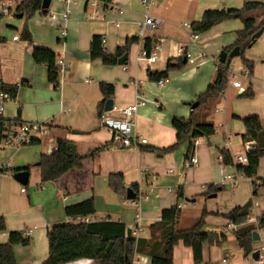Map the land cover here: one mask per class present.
Returning a JSON list of instances; mask_svg holds the SVG:
<instances>
[{
    "label": "crops",
    "instance_id": "1",
    "mask_svg": "<svg viewBox=\"0 0 264 264\" xmlns=\"http://www.w3.org/2000/svg\"><path fill=\"white\" fill-rule=\"evenodd\" d=\"M22 1L14 0V17H7V20L0 17V86L17 87V84H23L17 87V97L7 105L3 119H20L23 124H46L49 133L38 140L39 145L31 148L25 146L13 150L0 146L1 169L30 168L28 186L21 185L10 173L0 172V216L5 218L7 226V232L0 233V244L8 242L11 231H21L25 235L27 230H32L29 246L14 247L17 263L42 264L48 258V231L56 225L73 222L65 215L68 206L93 199L96 208L95 216L90 218L93 222L110 221L125 226L133 223L140 210L133 201L129 203L108 185L110 175L122 174L126 188L137 185L142 196H149V200L142 203L141 241L149 243L154 240V227L160 223L162 211L172 206L180 208L178 230L195 227L199 222L197 218L200 220L203 210H206L215 216V221H219L217 232L226 236V241L218 246L222 264H226L225 259L229 264H251L250 261L258 264L252 258L258 242L253 245V253L245 258L237 243L236 233L226 231L228 221L222 215L248 202H252L253 206L247 224L254 225L264 214V186L259 187L253 197V182L261 185L264 182V157L260 160L257 174L234 188L229 204L220 207L219 197L225 188L220 187L219 183L225 175L234 174L237 165L224 166L219 151H229L234 159L254 149L255 142L248 150L242 141L241 136L245 133L242 119L258 116L264 128V108L233 110V106L229 108L227 103L224 110L217 109L224 93L210 104L208 110L196 108L194 113L192 111V105L197 103L199 95L217 80L219 54L234 44L236 33L243 29V24L241 21H227L199 35L196 40L193 39L192 29L186 27L200 21L205 11L241 9L245 2L254 0H158L149 9L143 7L142 0H113L108 5L99 2V14L95 19L87 17L92 12L91 0H74L66 22L62 19L66 10L64 0H52L49 10L53 15L38 12L31 19L16 16ZM145 15L160 19L162 25L144 31L142 38L131 44L140 32L138 24L144 22ZM25 27L31 33L32 43L23 39ZM63 30L67 32L64 40L61 37ZM15 36L19 39L15 40ZM94 36L106 40L102 46L112 55L130 43L127 63L109 66L100 59L92 60L90 45ZM147 39H151V51L154 46H159L157 62L152 71L164 72L172 59L186 60L182 70L169 74L168 83L163 87L149 80L148 64L142 60ZM35 47L50 49L57 59L62 58L66 62L58 89L49 83L47 67L33 60ZM253 47L257 49V57L251 54L247 58L257 65L252 82L257 100L264 98V32ZM186 54L191 55L193 64L188 63ZM137 80L143 84L140 87L132 86L131 82ZM102 82L115 85L112 100L117 108L132 105L137 93L149 100L148 105L141 108L135 117V131L147 139V145L136 150L114 146L112 134L99 128V104L104 100L100 90ZM238 90L235 88L239 93ZM217 113L224 115L216 116ZM191 117L197 123L212 124L216 134L202 138L198 145L185 143L174 153L161 154L150 150L173 145L177 137L173 120ZM217 122L219 125L224 122L226 129L220 130ZM231 136H234L232 141ZM60 139L73 142L79 155L108 146L95 160L93 189L68 196L59 192L53 182L41 183L37 164L42 155L53 152ZM192 157L197 159L194 165L190 163ZM211 186L217 191L207 195ZM178 190L183 193L182 200H178ZM206 199L212 202L210 209L206 207ZM186 203L201 204V214L197 217L184 214L182 207ZM181 223L186 226L181 227ZM230 234L234 237L231 238ZM213 249L211 245H204L202 264H218L212 259ZM151 260L149 254L137 253L134 264H151ZM72 264L99 263L81 260ZM173 264H194L192 249L180 242L174 248Z\"/></svg>",
    "mask_w": 264,
    "mask_h": 264
},
{
    "label": "trees",
    "instance_id": "2",
    "mask_svg": "<svg viewBox=\"0 0 264 264\" xmlns=\"http://www.w3.org/2000/svg\"><path fill=\"white\" fill-rule=\"evenodd\" d=\"M105 5L111 4L113 0H96ZM43 0H24L17 8L16 16L23 15L31 19L36 13L41 12ZM227 21H241L243 29L236 33V40L232 46L224 49L230 53L235 48L240 49V56H243L247 49H250L257 40L253 36L264 28V0L247 1L241 9H222L205 11L202 19L192 23V31L199 35L209 32L217 25ZM23 39L32 43V36L27 27L22 33ZM138 38L134 37L132 43H137ZM145 50L151 52V39L145 41ZM130 43L124 48H119L116 54L107 53L102 46V37L94 36L90 45V57L92 60L100 59L105 65H117L118 60L129 52ZM33 60L36 64L45 65L48 70V81L56 89L59 88L60 73L57 68V57L55 53L46 48L35 47L32 52ZM184 58L172 59L169 61L164 72H154L148 70L149 80L157 82L166 79L169 74L180 71L185 67ZM243 64L253 75L254 64L243 59ZM229 83V68L218 63L217 80L211 84L207 90L200 94L197 100L199 106L196 110H208L210 104L222 96ZM1 90L8 92L16 99L18 88L15 86H0ZM100 90L104 100L99 104V112L104 111L105 103L112 100L115 95V85L112 83H100ZM254 92L251 87L244 91L240 98L252 99ZM193 106V105H192ZM193 110V113L196 111ZM245 133L241 136L243 143L255 142L256 146L246 155L248 164H238L237 170L243 172L247 178H253L258 171L260 160L264 157V128L258 116H251L242 119ZM21 124L20 119L7 121L0 118V143L6 137L8 128ZM172 126L177 133L176 142L164 149H153L161 154L176 152L182 145L197 138H209L216 134V129L212 124L197 123L194 117L189 119L175 118ZM36 140L32 146L39 145ZM57 150L50 155H42L39 161L41 172V183L53 182L59 192H64L68 196L91 190L94 187L95 173L94 163L97 157L108 146L95 149L87 155H79L76 145L68 140L60 139L56 143ZM222 164L232 166L233 158L229 151L220 150ZM25 169H1L3 174L15 175ZM257 182L254 181L255 186ZM109 188L118 195L126 198L127 188L122 174H112L108 177ZM261 186H264V182ZM260 186V187H261ZM131 188L139 195V186L133 185ZM259 187L254 188L253 196L257 194ZM214 186L209 188L207 195L215 193ZM183 199V193L178 190V200ZM252 202H248L242 207H236L222 217L239 226L236 232V240L243 251L244 257L248 258L253 253V234L257 232L255 225L247 224L250 218ZM180 208L175 205L162 211V220L154 227V240L151 242L141 241L126 231L123 223L101 221L92 223H76L78 218H91L96 214L95 202L93 199L82 203L71 205L65 208V215L73 222L52 227L47 233L49 256L42 264H72L81 260H90L99 264H134L137 253L149 254L151 264H173L174 248L182 242L185 247L193 251L194 264H202L204 245L221 246L226 241V236L221 233H206L203 228L206 218L210 215L203 210L201 218L195 227L188 230H178ZM261 229H264V214L258 219ZM7 232L5 218L0 216V233ZM8 242L0 244V264H18L14 254L15 246L27 247L30 245L29 236H25L21 231H11L8 233Z\"/></svg>",
    "mask_w": 264,
    "mask_h": 264
},
{
    "label": "built area",
    "instance_id": "3",
    "mask_svg": "<svg viewBox=\"0 0 264 264\" xmlns=\"http://www.w3.org/2000/svg\"><path fill=\"white\" fill-rule=\"evenodd\" d=\"M74 0H64L66 5V10L62 15V19L66 22L70 15V6ZM158 0H142V5L144 8H151L154 3ZM99 2L96 0H91L90 6L92 7V12L87 14L89 19H95L99 14L98 10ZM14 0H0V17H12L14 12ZM47 15H53L52 11L49 10ZM140 28V32L135 37L139 40L142 38L144 31L147 30H154L159 28L162 25V21L157 18L150 17L149 15H145L144 22L138 24ZM188 29H192L191 25H186ZM62 40L67 38V32L63 30L61 32ZM199 37V34L193 32V39L196 40ZM15 40H18L19 37L15 36ZM106 43L105 39H102V45ZM159 46H154L151 52L147 50L143 51L142 60L146 61L149 67V70L155 65L157 62V55L156 52L158 51ZM186 59L188 63L193 64L194 60L192 59L191 55L186 54ZM58 72L61 74L64 72L65 68L67 67L66 62L62 58H58L56 61ZM246 76V75H245ZM235 78V76H234ZM168 83V78L161 79L156 82V84L160 87L165 86ZM231 83V82H230ZM143 84L142 81H132L131 85L134 87H140ZM234 88L241 89L242 85L239 80H234L232 83ZM23 84H17V87H22ZM15 99L11 96L10 93L4 92L0 90V118H3L5 109L7 105L13 102ZM149 103V100L140 93H137L136 101L130 105L123 108L113 107L112 111L109 112H101L98 117V125L100 129H106L112 134V144L114 146L126 149H139L140 146H145L148 144L147 139L143 138L142 136L138 135L135 131V117L138 114L139 110L143 107H146ZM49 133V127L46 124H18L13 125L7 130V135L4 140L0 143L2 149H13L18 150L25 146L31 145L33 141L39 140L42 137L46 136ZM202 142V138H197L193 141L195 145H198ZM251 143H246L245 146L248 150L251 149ZM57 150V145L53 148V151ZM223 158L220 156V161L222 162ZM191 164H196L197 159L192 157L190 160ZM233 164H248L247 155L238 156L237 158L233 159ZM6 169V168H2ZM156 179V177H154ZM247 178L243 172L238 170L235 171L234 174L225 175L219 183L220 187L226 188L228 186L235 187L240 182H242ZM261 184L256 183L254 188L260 187ZM149 200V196H142L140 189L139 195H137V199L133 201V203L138 207L140 210L134 218L133 223L128 224L126 226V230L132 234L135 238H139L140 234L143 231V218L141 214L142 203L143 201ZM162 220V218H160ZM93 220L90 218H78L76 223H92ZM254 225L257 228V233L259 234L260 240L258 242L259 251V260L258 262L264 264V229L260 228L258 219L254 222ZM239 230V226L235 225L231 222H228L226 226V231L236 233ZM32 230H27L25 232V236H30ZM255 250V251H257ZM226 264H229L227 259L224 260Z\"/></svg>",
    "mask_w": 264,
    "mask_h": 264
},
{
    "label": "rangeland",
    "instance_id": "4",
    "mask_svg": "<svg viewBox=\"0 0 264 264\" xmlns=\"http://www.w3.org/2000/svg\"><path fill=\"white\" fill-rule=\"evenodd\" d=\"M12 17H14V15ZM2 19L7 20V17H3ZM256 52H257V49L252 46L250 49H247L245 51L243 56H239V57L235 58L234 62L231 64V66L229 68V83H228L227 89L225 91V95L222 99L221 104L219 106H217V109L221 108L224 110L227 103H228L229 108H231V106H233V110L234 109H242V110L256 109V110H258V109L264 108V98L259 97L256 100V98H254V97L252 99H243V98L239 97V95L242 94L244 91H247L249 87L252 88L253 92L255 90L254 85H252V82L254 80L253 79L254 73H253V75H250L249 71L246 69V67L243 64V59L248 60L247 55H251V54L254 57H257ZM251 62L254 64L253 72H255L257 69V65L255 64V62H253V61H251ZM234 76H235V78H234ZM234 80H239L241 82L242 88L240 90H238L239 93L235 91V88L231 84ZM254 96H255V92H254ZM217 115L223 116L224 114L221 115V114L217 113L216 116ZM221 123L222 124L219 125V122H217V126H219L220 130L224 131L227 126L225 125L224 122H221ZM219 134H220L219 136H221V133H219ZM233 138H234V136H231V141L233 140ZM31 147H33V146L29 145L26 148H31ZM242 183L243 182H240L235 187L228 186L225 188V190L221 193V195L219 197L220 198L219 199L220 207H221V205L225 206V205L229 204V201L232 199V196H233V189L239 187ZM206 202H207V206H206L207 209H210V207H211L210 205L212 204V202L207 200V199H206ZM129 203H131V201ZM204 205L205 204H203V206ZM201 207H202V205L199 203L194 204V205L190 204V203H186L182 207V211L184 214L189 213V217H194V216L197 217V215L201 214L199 212L201 209H203V207L202 208ZM197 219L199 221V218H197ZM194 220H196V218ZM182 226H186V224L183 225V223H181V227ZM219 226H220L219 221L218 222L215 221V216L210 214L205 220V225H204L203 230L205 232H208V233H218L217 230L219 229ZM230 237L233 238L234 237L233 234H230ZM212 247H214V249H213L214 251L212 253L213 261L218 262V264H222L221 252L218 251V246L213 245ZM252 262H254V261H250L251 264H252ZM258 264H261V263H258Z\"/></svg>",
    "mask_w": 264,
    "mask_h": 264
},
{
    "label": "water",
    "instance_id": "5",
    "mask_svg": "<svg viewBox=\"0 0 264 264\" xmlns=\"http://www.w3.org/2000/svg\"><path fill=\"white\" fill-rule=\"evenodd\" d=\"M51 2L52 0H43V3H42V10H41V13L43 15H47L49 13V9H50V6H51ZM20 19H22L24 16L21 14L18 16ZM263 32H264V28H262L260 31H258L254 36H253V40H258L262 35H263ZM240 56V49L239 48H235L234 50H232V52L230 53H227L225 51L221 52L220 54V57H219V63L226 66L227 68H230L231 66V62L233 59L237 58ZM129 59V53H125L124 56H122L119 60H118V64L119 65H125L127 63ZM185 64H186V60L184 61ZM199 106L198 103L194 104L193 105V110L196 109L197 107ZM114 107V102L113 100H108L106 103H105V106H104V111L105 112H109V111H112ZM39 165V164H37ZM29 172L28 171H21V172H18L14 175V178L23 186H28L29 184ZM216 195H214L213 197H215ZM126 199L128 201H135L137 199V194L134 192V190L129 187L127 188V191H126ZM260 240V237H259V234L257 232H255L253 234V241L254 242H259ZM252 258L253 260L255 261H258L259 260V251H255L252 255Z\"/></svg>",
    "mask_w": 264,
    "mask_h": 264
}]
</instances>
